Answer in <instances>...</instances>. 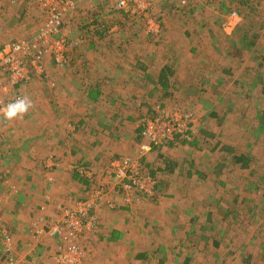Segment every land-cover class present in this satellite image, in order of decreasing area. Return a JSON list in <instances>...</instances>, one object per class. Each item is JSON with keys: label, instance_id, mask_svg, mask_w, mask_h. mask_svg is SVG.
Listing matches in <instances>:
<instances>
[{"label": "rangeland", "instance_id": "374dc122", "mask_svg": "<svg viewBox=\"0 0 264 264\" xmlns=\"http://www.w3.org/2000/svg\"><path fill=\"white\" fill-rule=\"evenodd\" d=\"M182 1L154 0L148 15L137 16L118 11L112 6L115 0H94L82 3L67 17L65 34L78 45L71 53V66L58 68L54 63L50 67L45 65L41 74L34 75L30 82L14 89V99L22 95L33 101L32 109L22 119L9 122L0 115V136L4 138L0 144V189L7 188L9 181L17 180L14 161H19V158L16 154L12 155L15 146L8 143V139L18 131V134H22L31 128H22L25 125L22 120H44L46 116H42L43 112L49 108L56 113L65 111L67 115V109L63 106L66 96L60 94L63 98H58L57 82L67 80L68 84V81H73L76 86L87 82L85 75L90 73L92 60L97 59L99 65L94 62L93 70L97 68L103 72V80L108 81V87L114 90L106 100H102L105 104L100 103L115 108L106 111L103 106L107 117L114 118V123L118 121L116 124L119 126L124 118H128L127 115H134V119L129 118V127L124 128L133 139L126 143L125 135L116 133V130L112 135L106 134L114 149L125 148L124 152L119 151L120 154L115 151L110 155L104 152L105 142L99 139L92 141V144L86 143V135L81 136L75 144L71 139L73 161L63 159L67 166L70 164L73 168L86 164L101 176L112 159L135 157L137 153H134L133 147L131 151L130 145H137L139 150L142 141L136 135V129L142 116L156 113L158 106L168 115L176 110L190 112L195 121L197 118L194 142L168 148L165 157L154 152L143 160L144 170L150 175L154 172L156 177L152 176L158 183L153 198L146 197V202L159 203L164 199L175 202L183 198L185 202L179 205V212L172 209L171 202L169 206L163 205L164 210L158 213L180 214L182 220H188L187 223H190L189 218L194 219L191 225L196 235L192 240L196 243L198 254H203L199 261L204 258L208 259L207 264H264V0H257L255 4V10L260 14L244 18L239 14L241 20L237 28L229 33L225 28L229 14L240 13L230 5L229 0L223 2L225 7L219 0H190L191 10H184ZM35 2L36 9L41 13L38 0ZM106 5L110 8H106ZM97 11L107 18L106 23L101 21L103 25L98 37L101 35L102 38L96 37L99 39L97 42L103 43L99 45L94 42L96 38H91L87 24L95 18L93 13ZM151 23L155 25V32L151 30ZM114 24H117L119 31L109 29ZM116 39L120 42L126 40L122 44L129 45L125 49H130L129 55L134 57L133 61H126L120 66L103 56L104 49L113 47ZM110 43L112 46H108ZM76 58L82 62L80 65H77ZM141 66L150 69L151 75L143 77L145 71ZM121 68L122 74L128 78H122V84H111ZM164 68L170 71L167 87L161 85L160 79L154 85L159 71ZM79 70L82 71L80 77ZM141 77L142 80L146 79V83L154 85L151 91L146 89V95L137 93L141 87L138 86ZM49 89L51 93H48ZM41 95L44 99L52 100V105L41 100ZM77 98L80 96L76 94L74 99L79 102L81 99ZM78 113L70 114L69 119L80 118ZM76 126L78 128L72 127L73 131L77 129L75 135L82 133V126L77 123ZM89 131L93 135L94 128L90 127ZM112 139L115 143L120 142L117 148ZM85 156L88 160L83 162ZM48 162L52 164L51 159ZM61 164V160L53 162L54 169ZM31 168L36 170V167ZM174 168L179 169H176L178 173ZM48 177L55 181L53 176ZM80 180L84 183L87 181ZM87 184L84 196L72 198L71 204L63 206V209L86 197L91 189V183ZM5 191L13 195L12 189ZM110 194L99 208L104 204L116 208L112 202L111 205L108 203L110 200L107 201ZM157 216L160 218L162 215ZM158 217L153 216L152 221L155 222ZM50 237L42 239L37 256L27 258L25 264L52 263L47 251L55 249L56 241ZM82 238L80 236L78 242L87 254L92 245H87L89 241ZM15 255L17 252L13 253V257ZM101 262L113 264L107 257H101ZM55 263L58 264L56 260ZM0 264L4 263L0 260Z\"/></svg>", "mask_w": 264, "mask_h": 264}, {"label": "crops", "instance_id": "0c3cea01", "mask_svg": "<svg viewBox=\"0 0 264 264\" xmlns=\"http://www.w3.org/2000/svg\"><path fill=\"white\" fill-rule=\"evenodd\" d=\"M11 1L0 0V45L14 40L16 41V39H31L36 36L45 23V14L42 9L41 13L39 9H36L35 0H13L12 5L10 4ZM112 6L116 8V3L113 2ZM107 7L110 8L106 5ZM101 14L102 12L99 11L96 14L93 13L95 18L87 22L90 27L91 38L94 40L98 37L99 31L102 29L103 24L101 21L104 22L107 19L106 16ZM92 24L93 26H91ZM109 29H113V32L119 31L117 24L109 26ZM98 38L101 39L102 36L99 35ZM97 41L99 39L96 38V41H94L96 44H103ZM115 42L116 44L109 48V50L104 49L105 53H103V56L109 58L112 62L116 61V65L120 66L126 61H133L134 57H130L129 55L130 49H125L129 45L122 44L123 42L117 41V39ZM80 43H86V41H81ZM108 46H112V44L110 43ZM75 61L77 65L82 63L77 58ZM94 62L99 65L97 59L92 60L91 70H89L90 73L85 75L87 76V82L80 83L78 86L74 85L72 80V83L68 81V84L67 80L61 83L57 82L56 92L59 93L58 98H63L61 95L66 96L63 98V106L67 109V115H65V111L56 113L52 108L46 109L47 112L44 111V115H42L46 116L44 120H22L25 124L22 128L27 126L32 129L28 128V131L26 133L22 132V134H18V131L16 135L14 134L13 137L9 138L10 140L8 139V143L15 146L12 155L14 156L16 154L15 156L19 158V161H14V169L16 168L15 177H17V180L15 182L9 181L7 188L1 187L0 189V225L10 233L13 240L14 253L16 254L17 252V256L20 257L19 259L23 260L21 264H25L27 258H32L34 255L37 256V250L40 249L41 245L40 242L43 238L45 240L49 238L47 235L37 236L35 234L36 231L41 229L43 225L51 227L60 223L62 220L61 209H63V206H69L72 198L83 195L88 186L87 181L84 183L82 182L83 180H80L79 174L71 167L72 165L69 164L67 166V163L63 160L67 158L70 159L69 162L73 161V153L70 150L72 149L70 147L71 139L74 144L83 135H86V143L91 142L92 144V141L99 139L102 143L105 142L104 147L106 149L104 152L107 155L115 151L120 154L119 151L124 152L125 148H117L116 145L120 142L115 143L113 141L114 139H112V142H114L117 148L114 149V145L110 144L109 139L107 140L106 134L111 133L112 135L113 131L116 130V133L125 135L124 140L126 143L133 139L130 132L128 133L127 129H124L126 126L129 127V118H135L133 114L127 115L126 117L128 118H124L125 120H122L120 126L116 124L118 121L114 123V118L107 117L105 110H115V108L104 105L105 103L102 100H106L110 95L109 93H112L114 90L108 87V81L103 80V72L98 71L97 68L93 70ZM45 65L50 67L54 64L52 61L47 60ZM144 67L141 66L143 72L145 71L143 77L147 78L149 74L151 75V72L150 69H144ZM122 69L116 72V75H114L115 78L111 77V84H122V78H128L122 74ZM164 70L165 68L159 71L157 80L153 76V79H155L154 85H156ZM78 73V77H80L82 71L79 70ZM143 77L139 80L140 83L138 86L141 87L137 92L138 95H146V89L151 91L154 86L146 83V79L142 80ZM0 85H7V77L2 71H0ZM39 93L41 94V92ZM48 93H51L50 89ZM76 94L80 96V98H77L81 99L79 102L74 99ZM14 95L15 91L9 89V92L7 94L5 93L4 96H7L9 101L12 102L15 100L13 98ZM42 96H40L41 100L48 103L52 102V100L44 99ZM67 99H70V101L67 102ZM100 101L104 104L100 103ZM103 106H105V110ZM76 111L79 112L78 115L80 118L76 120L69 119L70 114H75ZM117 111H114V114ZM196 122L197 118L194 123L195 125L193 124L195 135L192 142L196 138ZM76 123L78 126H82L84 130H82V133L79 132L75 135L77 129L73 131L72 127L78 128ZM135 124L137 125L136 121ZM90 127L94 128L93 135H90ZM139 131L137 128L136 135H139ZM11 132L10 134H12ZM2 138L0 136V144L3 142L4 138ZM192 142L171 144L166 148L160 149L155 148L152 153L156 152L158 156L165 157L168 148L177 145H187ZM130 146L131 151L133 147L134 153L135 151L136 153L138 152L137 145L135 147L134 145ZM84 158L83 162L88 160L87 156ZM49 159L52 160V164L48 162ZM60 160L63 164L59 165L57 169H54L56 167L53 165V162H59ZM32 166L36 167V170L32 169ZM85 166L89 167L86 164ZM28 168L31 169L29 170ZM51 168L53 169L51 170ZM178 168L181 169V167ZM178 168H174L175 173H178L176 171ZM171 170L173 171V169ZM99 171L101 172V169ZM50 175L54 177L55 181L50 180V177H48ZM152 175L155 176L154 172ZM8 189L13 190V195L5 191ZM111 191L113 192H111L107 201L110 200L116 208H109L104 204L101 208L97 209L94 212V215L97 217L96 228L81 235V237L83 236L82 239L89 241L87 245H92L86 254V264H102L101 257L105 259L107 257L113 264H207L208 259L204 260L201 257L202 259L199 261V257L203 254H198L199 251L197 250L196 243L192 240L193 236L196 235V231L191 225L194 219L191 218L190 220L189 218L190 223H187L188 220H182L183 216L180 214L177 215L174 213L175 215H167V213H158L159 210H164L165 206L171 204L172 209L175 212H179V205H183L185 202L183 198L180 197L175 202H172V199H164L163 201L159 200V203L152 202L151 204H149L150 201L146 202V198H143L140 202L125 204L121 194L117 190ZM158 214L162 216L159 218L157 216ZM153 216L158 217L155 222L152 221ZM158 222L159 224H157ZM46 223L49 225H46ZM150 228L154 230L149 231ZM51 239H55L56 247L51 251H47V253L51 257V264H56L54 258L58 251L60 240L58 238ZM146 242L149 244L148 246H146ZM2 247L3 244L0 242V253L2 252ZM211 250L213 251V248ZM201 251L205 252L203 249ZM182 255L187 256L183 257ZM17 256L15 255L14 257ZM29 264H34V262H30ZM37 264L48 263L40 262Z\"/></svg>", "mask_w": 264, "mask_h": 264}, {"label": "built area", "instance_id": "2783aa9c", "mask_svg": "<svg viewBox=\"0 0 264 264\" xmlns=\"http://www.w3.org/2000/svg\"><path fill=\"white\" fill-rule=\"evenodd\" d=\"M92 1L94 0H38L45 14V23L36 36L0 45V71L7 77V85H0V108L11 103L9 98L4 96L5 93L7 94L9 89L14 90L27 84L34 75L41 74L45 70L47 60H51L58 68L71 66V53L78 45L65 34L66 20L82 3ZM115 3L118 11L137 16L148 15L154 6V0H115ZM182 6L187 7L188 1L183 0ZM240 20L238 13H231L225 24L226 31H234ZM154 26L151 23L153 32L156 31ZM156 108V113L144 115L139 119L137 128L140 130L139 137L142 142L135 157L122 156L112 159L101 176H98L93 168L83 165L73 167L80 178L91 183V189L84 199L61 209L60 223L51 227L43 225L35 233L37 236L47 235L60 240L55 255L58 264H86V253L81 249L78 240L83 233L96 228L94 212L113 192L111 190H117L125 204L152 197L158 183L155 177L144 170L142 161L148 154L155 148L192 142L195 135L192 127L195 123L194 115L182 110L168 115L163 113L165 110L161 106ZM108 203L111 205V201ZM0 242L3 244L0 260L4 264H20V259L13 257L12 237L1 225Z\"/></svg>", "mask_w": 264, "mask_h": 264}, {"label": "clouds", "instance_id": "9594fccd", "mask_svg": "<svg viewBox=\"0 0 264 264\" xmlns=\"http://www.w3.org/2000/svg\"><path fill=\"white\" fill-rule=\"evenodd\" d=\"M33 107V101L28 96L17 97L13 102L0 108L5 121L22 119Z\"/></svg>", "mask_w": 264, "mask_h": 264}, {"label": "trees", "instance_id": "16d2710c", "mask_svg": "<svg viewBox=\"0 0 264 264\" xmlns=\"http://www.w3.org/2000/svg\"><path fill=\"white\" fill-rule=\"evenodd\" d=\"M219 1L222 2V7H225L223 2L227 1V0H219ZM229 2H230V5L234 6L238 10V12H240L238 14H240V16H242L243 18L246 16H253L254 17V16L260 14L258 11L255 10V4H256L257 0H229ZM190 6H191V4H190V0H189L188 6L187 7L185 6L183 9L189 10ZM246 46H248V45H246ZM225 72H228V70L225 69ZM169 74H170L169 70H167V69L164 70L162 76L160 77V81H159V82H162L161 83L162 86L167 87V81H168V75ZM240 159L242 161L244 160L243 157H240Z\"/></svg>", "mask_w": 264, "mask_h": 264}]
</instances>
